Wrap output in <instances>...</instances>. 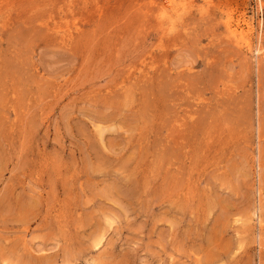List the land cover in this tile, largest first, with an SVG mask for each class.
I'll return each instance as SVG.
<instances>
[{"label": "rangeland", "instance_id": "rangeland-1", "mask_svg": "<svg viewBox=\"0 0 264 264\" xmlns=\"http://www.w3.org/2000/svg\"><path fill=\"white\" fill-rule=\"evenodd\" d=\"M263 150L264 0H0V264H264Z\"/></svg>", "mask_w": 264, "mask_h": 264}, {"label": "bare ground", "instance_id": "bare-ground-1", "mask_svg": "<svg viewBox=\"0 0 264 264\" xmlns=\"http://www.w3.org/2000/svg\"><path fill=\"white\" fill-rule=\"evenodd\" d=\"M230 21V20H229ZM227 23H228V21H227ZM232 23V22H231ZM240 23H241V21H240V19L238 20V24H237V26H236V28L235 27H233V26H231V24H230V28H234V29H232L231 31H230V33L232 32L233 34H238V32H240V31H238L240 28H239V26H240ZM246 23V22H245ZM233 24V23H232ZM249 23L247 22V25H248ZM234 25V24H233ZM246 25V24H245ZM246 25V26H247ZM241 27V26H240ZM242 28V27H241ZM245 29V28H244ZM246 29H247V27H246ZM241 30V29H240ZM238 31V32H237ZM245 33V32H244ZM241 34V33H240ZM241 36V35H240ZM248 40V39H247ZM250 47V46H249ZM250 49V48H249ZM258 51V50H257ZM260 103V102H259ZM264 151V150H263ZM256 214V213H255Z\"/></svg>", "mask_w": 264, "mask_h": 264}]
</instances>
